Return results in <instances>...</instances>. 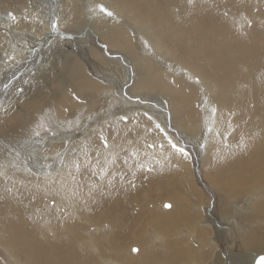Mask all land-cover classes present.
I'll return each instance as SVG.
<instances>
[{"label":"bare ground","instance_id":"bare-ground-1","mask_svg":"<svg viewBox=\"0 0 264 264\" xmlns=\"http://www.w3.org/2000/svg\"><path fill=\"white\" fill-rule=\"evenodd\" d=\"M14 1L0 0V264L264 255V0H96L112 14L95 19L92 0ZM42 121L53 134L37 138ZM159 136L192 157L200 192L182 151L142 150Z\"/></svg>","mask_w":264,"mask_h":264},{"label":"rangeland","instance_id":"rangeland-1","mask_svg":"<svg viewBox=\"0 0 264 264\" xmlns=\"http://www.w3.org/2000/svg\"><path fill=\"white\" fill-rule=\"evenodd\" d=\"M29 1H31V0H20V1H18V3L17 2H15L14 1V4H15V7H18V6H20V7H28L29 5H30V3H29ZM47 1V0H46ZM84 1L85 0H80V5H83L84 4ZM93 2H92V4H91V9H92V13H94V14H90V15H94L95 17H93L94 19L96 18V14L97 15H101L103 12H105V13H103L104 15H108V13H109V15H110V13H111V10L107 7V6H105V4L103 3V2H97L96 0H92ZM96 1V2H95ZM191 0H188V4H189V2H190ZM17 3V4H16ZM29 3V4H28ZM48 3V2H47ZM11 7H13V6H11ZM93 7V8H92ZM107 8V9H106ZM23 10V9H22ZM109 12H108V11ZM175 10L176 11H178V9L177 8H175ZM68 10L66 9V12H67ZM240 13V12H239ZM112 14V13H111ZM89 14H87V19L90 21L92 18H91V16H90ZM236 15L235 14H233V13H227L226 14V16H225V18H227V19H229V21L230 22H232V23H234V26L235 25H244V23H246V18H245V16L242 14V13H240V14H238L237 13V16L235 17ZM244 16V17H243ZM111 17H113V15H111ZM235 17V18H234ZM240 17V18H239ZM90 18V19H89ZM239 19V20H238ZM240 19H242V21L240 20ZM244 19V20H243ZM107 21V20H106ZM238 21V22H237ZM257 22V21H256ZM259 23H263V22H259ZM73 24H74V22H73ZM77 24L75 23L74 24V26H76ZM247 28V30L249 31V26L248 27H246V26H242V29H238V28H236V31H244L245 29ZM263 28V27H262ZM76 29H74L73 31H75ZM139 32V31H138ZM261 44V46H263L264 47V41H262V43H260ZM100 64V63H99ZM88 67V66H87ZM87 69V68H86ZM194 81V80H193ZM192 80H189L188 81V84H190V85H192V86H194L195 88H196V92H199L198 93V95H200L199 97H200V99L199 100H202V99H204L205 101H206V107L211 111V112H214V114L212 115L211 114V117H212V120L211 121H214V119H217V116L216 115H219V116H221L222 115V112H220V113H218L219 112V110H218V108H219V106H218V104L215 102H213V101H215L214 99H215V96H214V92H213V89H210L209 87H207V85L205 86L204 84H197L198 82H193ZM190 82V83H189ZM259 82L262 84L263 83V80H262V78L260 77V80H259ZM197 87L199 88L198 90H197ZM205 87V88H204ZM208 88H209V90H208ZM205 89H207V90H205ZM208 92H209V94H208ZM201 93H202V95L203 96H201ZM210 93H211V95H210ZM205 96V98H203ZM207 97V98H206ZM212 99H211V98ZM214 97V98H213ZM251 98H252V96H250ZM112 99V100H111ZM211 101V102H209V101ZM110 102H111V108L110 109H114L115 108V106L114 105H112V104H114V103H116L117 101H116V99L114 98V97H112V98H110ZM114 102V103H113ZM213 102V103H212ZM199 103H201V101H199ZM251 103V108L253 107V105H252V102H250ZM208 105V106H207ZM215 105V106H214ZM213 106H214V108H213ZM218 107V108H217ZM217 108V109H216ZM251 111H252V109H250ZM221 111V110H220ZM217 112V113H216ZM146 115V114H145ZM215 115V116H214ZM218 116V117H219ZM220 118V117H219ZM247 118H249V121H246L244 124H243V126L244 125H246L248 122L252 125V122H251V117L249 116V117H247ZM46 122V123H45ZM214 123V122H213ZM160 125V124H159ZM213 125V124H212ZM139 127L141 128V131L144 133V134H146V135H148V132H149V128H150V126H149V123L146 125V124H139ZM250 127V126H249ZM160 128H161V125H160ZM219 128V129H218ZM59 129V128H58ZM218 129V130H217ZM217 129H216V136L218 137H221L222 138V136L223 135H220V134H223V132H219V131H221V130H223L222 128H221V125L220 126H218L217 127ZM219 133H218V132ZM256 131H257V129H256ZM46 132V133H45ZM56 132H58V131H56ZM55 132V133H56ZM150 133V132H149ZM218 133V134H217ZM41 134V135H40ZM47 134H53L52 133V131H50L49 130V122H47V121H42L41 123H39V129L36 131V133H35V135H36V137L37 138H42L44 135H47ZM243 134V135H242ZM247 135V133H244L243 131H242V133L240 132V134H239V136H241V139L243 140V146L245 147V146H247L248 145V142L249 141H246L248 138H249V136H246ZM52 136V135H51ZM50 137V136H49ZM171 137V136H170ZM218 137V138H219ZM162 138V139H161ZM165 138V137H164ZM165 139H167V138H165ZM163 140V136L161 137V136H159V138L158 139H155L154 141H153V146L152 145H145L146 147H144V148H142V150L143 149H145V150H143V151H145V152H148L149 154L148 155H151L150 153H152V154H155V153H157L158 151H160V150H163V149H169V151L170 152H172L173 154H174V152L176 153V151H182L180 154H182V155H184L185 154V156H186V158H185V160L186 161H184L185 162V165H184V163H183V169L186 171V175L188 176V174H189V177H190V179H188L187 181H185V185H190V183L192 182V188L195 190V189H198V192H200L201 190L199 189V188H197L196 187V185H195V183H194V179H193V175L191 174L192 173V171H191V169H192V166L194 165L195 166V164L193 163V161H192V157L185 151H183V149L181 150V148H178V146L176 145V143H175V141L174 140H172L173 138L171 137L170 139H167V141L166 140ZM158 140V141H157ZM187 140H189L190 141V139H189V137H187ZM191 140H192V138H191ZM222 140H224V138H222ZM161 141V142H160ZM164 141V142H163ZM193 141V140H192ZM191 141V143H195L194 141L192 142ZM158 142V143H157ZM166 142V143H165ZM169 142V143H168ZM155 144H157L156 146H155ZM164 144H165V146H164ZM169 144V145H168ZM168 145V146H167ZM253 145V144H252ZM150 146H152L151 148H150ZM141 147H142V145H141ZM141 147H140V150H141ZM155 147V148H154ZM158 147V148H157ZM160 147H162V149L160 148ZM165 147V148H164ZM197 148L199 147V144H197V146H196ZM160 148V149H159ZM177 148V149H176ZM149 149V150H148ZM147 150V151H146ZM154 150V151H153ZM156 150V151H155ZM171 150H173V151H171ZM151 156H153V155H151ZM192 163H193V165H192ZM189 166V167H188ZM189 169V170H188ZM202 169H204L203 167H202ZM194 170V169H193ZM191 174V175H190ZM202 174H203V172H202ZM216 193V195H217V197H219V198H221V194L220 193H218V192H215ZM185 195H186V193H185ZM208 200V199H207ZM155 203H157V202H155ZM165 203H167V207H165L164 205H165ZM165 203H163L162 204V209H164V210H168V209H171V203H169V202H165ZM52 204H53V201H49V204L48 205H50V206H52ZM227 210V209H226ZM238 210V209H237ZM228 211V210H227ZM238 211H240V210H238ZM34 213H35V211H33V215H34ZM221 215H224L223 217H225V211H221V213H220V216ZM231 215V214H230ZM232 217H235V216H233V215H231ZM231 216H229V217H231ZM222 217V216H221ZM201 224V223H200ZM31 226H33L32 228H35V227H37V228H40V224H38V222H35V223H33ZM43 230H41V232H42ZM46 232V231H45ZM46 237H49V235L46 233ZM244 241H242V247H239V246H236V247H233V251L235 252V253H240V252H242L243 251V249H245L244 247H243V244H244V242H245V240H246V238H244L243 239ZM195 241V240H194ZM196 242V241H195ZM191 246L192 247H197V244L196 243H192L191 244ZM159 247V246H158ZM219 247H221V246H219ZM138 249V247L137 246H133L131 249H130V253H134V254H136V253H138V251H139V249ZM2 251V250H1ZM0 251V257H4L3 256V254H2V252ZM219 250H217V253H220V251L218 252ZM252 254H258V253H255V252H253ZM5 258V257H4ZM4 262L6 263V264H8V262H7V260L6 259H4Z\"/></svg>","mask_w":264,"mask_h":264},{"label":"water","instance_id":"water-1","mask_svg":"<svg viewBox=\"0 0 264 264\" xmlns=\"http://www.w3.org/2000/svg\"><path fill=\"white\" fill-rule=\"evenodd\" d=\"M166 206H168L166 204ZM262 258H264V255H258L257 257H255V259L253 260L252 264H261V260Z\"/></svg>","mask_w":264,"mask_h":264},{"label":"snow or ice","instance_id":"snow-or-ice-1","mask_svg":"<svg viewBox=\"0 0 264 264\" xmlns=\"http://www.w3.org/2000/svg\"><path fill=\"white\" fill-rule=\"evenodd\" d=\"M261 264H264V258H262V260H261Z\"/></svg>","mask_w":264,"mask_h":264}]
</instances>
